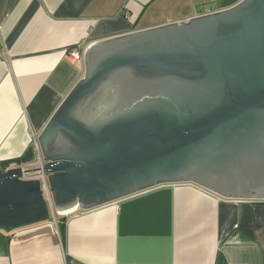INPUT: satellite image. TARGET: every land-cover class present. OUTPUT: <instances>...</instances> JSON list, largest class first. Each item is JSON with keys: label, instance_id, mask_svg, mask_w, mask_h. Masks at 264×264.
I'll use <instances>...</instances> for the list:
<instances>
[{"label": "water", "instance_id": "95a60500", "mask_svg": "<svg viewBox=\"0 0 264 264\" xmlns=\"http://www.w3.org/2000/svg\"><path fill=\"white\" fill-rule=\"evenodd\" d=\"M222 1L86 51L84 78L37 139L52 205L0 167V230L165 183L264 200V0Z\"/></svg>", "mask_w": 264, "mask_h": 264}, {"label": "crops", "instance_id": "0c3cea01", "mask_svg": "<svg viewBox=\"0 0 264 264\" xmlns=\"http://www.w3.org/2000/svg\"><path fill=\"white\" fill-rule=\"evenodd\" d=\"M216 1L0 0V164L29 150L33 157L34 142L84 78L92 45L187 22L215 11ZM71 50L79 60L68 59ZM211 190L165 183L89 209L52 206L46 222L0 230V264H264V200Z\"/></svg>", "mask_w": 264, "mask_h": 264}, {"label": "built area", "instance_id": "2783aa9c", "mask_svg": "<svg viewBox=\"0 0 264 264\" xmlns=\"http://www.w3.org/2000/svg\"><path fill=\"white\" fill-rule=\"evenodd\" d=\"M211 10H205L202 16L211 14ZM68 59L70 61H77L80 59V53L77 50H71L68 52ZM43 157L41 149L37 141L33 145V157L31 161L9 165L5 170L18 168L21 171L20 179L22 181H38L40 190L42 191L43 198L51 206V194L49 192V184L47 174L43 171Z\"/></svg>", "mask_w": 264, "mask_h": 264}, {"label": "trees", "instance_id": "16d2710c", "mask_svg": "<svg viewBox=\"0 0 264 264\" xmlns=\"http://www.w3.org/2000/svg\"><path fill=\"white\" fill-rule=\"evenodd\" d=\"M235 2H236V0H223L221 6H223V7L231 6ZM31 153L32 152H30V150H29L20 159H16V160H13V161H7V162H4V163H1L0 167H1V169L4 170L11 164H21V163L29 162L32 159V154ZM62 227L63 226H60V228H59L61 234L63 233V228ZM246 227H247V216L245 215V217L242 220L239 228L241 230H245Z\"/></svg>", "mask_w": 264, "mask_h": 264}, {"label": "flooded vegetation", "instance_id": "af4514ba", "mask_svg": "<svg viewBox=\"0 0 264 264\" xmlns=\"http://www.w3.org/2000/svg\"><path fill=\"white\" fill-rule=\"evenodd\" d=\"M223 10V9H222ZM226 10V9H225ZM218 12V10H215V11H213L211 14H214V13H217ZM211 14H209V15H211Z\"/></svg>", "mask_w": 264, "mask_h": 264}]
</instances>
